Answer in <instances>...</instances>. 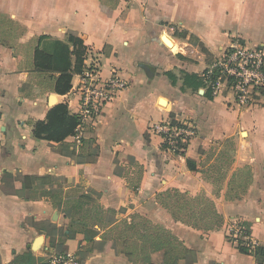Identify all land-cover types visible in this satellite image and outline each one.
Masks as SVG:
<instances>
[{"label":"crops","instance_id":"1","mask_svg":"<svg viewBox=\"0 0 264 264\" xmlns=\"http://www.w3.org/2000/svg\"><path fill=\"white\" fill-rule=\"evenodd\" d=\"M101 1L0 0V263L39 264L50 251L45 227L53 224L76 233L69 250L82 264H132L126 255L102 248L98 226L72 224L46 197L23 196L22 176L51 175L69 187L92 188L106 208H123L118 220L139 213L171 229L197 251L196 264H258L227 236L232 221H247L253 242L264 246V99L240 106L226 86L210 97L208 83L193 89L184 74L203 76L212 64L191 36L214 58L234 42L264 49V0H115L112 16ZM70 34L83 39L90 51L85 63L98 62L103 78L119 70L129 83L97 121L82 123L66 138L99 145V156L83 163L64 154L61 143L33 134L34 123L56 104L66 103L79 115L81 74H74L68 93L58 94L52 90L57 73L34 67L40 36H49L40 47L51 51L55 40L66 42ZM145 65L155 68L152 78ZM167 72L177 76L175 84ZM169 118L197 128L181 154L166 151L148 132L152 123ZM129 156L144 167L137 191L115 172V159L128 169ZM239 166L250 168L252 181L242 198L228 200ZM218 168L226 175L223 182L216 181ZM172 188L212 199L224 217L222 228L206 232L176 220L156 201L158 192ZM152 260L161 264L163 252Z\"/></svg>","mask_w":264,"mask_h":264},{"label":"trees","instance_id":"2","mask_svg":"<svg viewBox=\"0 0 264 264\" xmlns=\"http://www.w3.org/2000/svg\"><path fill=\"white\" fill-rule=\"evenodd\" d=\"M115 7V0L101 1V8L108 16L113 15ZM182 35L186 37L188 32L184 31ZM48 38L49 36L46 35L38 38L39 41L34 54V67L38 72L57 73L54 75L52 90L58 94H66L72 88L74 74L83 72L87 47L82 38L70 34L66 42L55 40L53 50L45 51L41 49L40 44ZM191 39L202 48L211 64L215 58L212 57L204 43L195 36H191ZM143 67L148 77L152 78L155 68L150 65ZM208 71L209 69L205 71L203 76L185 73V85L193 89L206 86L205 76H207ZM219 74L220 70L217 69L214 72V78ZM166 75L174 84L177 82L175 74L167 72ZM207 94L213 97L211 86H208ZM256 96L264 99V89L259 91ZM80 125L79 115L72 114L66 103H59L50 108L45 120L34 123L33 134L39 139L61 143L62 152L78 163L95 160L100 154V147L95 144L93 139L81 138L79 144L65 141L69 136L77 134ZM128 160L129 166L128 169H125V167L122 168L123 164L115 159V172L126 179L128 187L137 191L142 181L144 167L132 156H129ZM188 163L190 168L195 169L191 161ZM217 171L216 181L223 182L226 179V175H223V169L218 168ZM130 174H132L131 177H129ZM22 181L25 198L46 197L56 208L62 209L72 224H80L84 228L91 224L93 227L98 226L103 230L101 235L104 241L102 248L105 250L113 249L118 254L126 255L132 264H155L152 260V254L159 251L163 252L161 264H196L198 261L197 251L189 248L166 226L155 223L139 213L132 214L130 219L118 220L117 213L124 209L118 211L104 207L100 203L99 193L92 188L84 189L79 185L69 187L51 175L22 176ZM251 181L250 168L239 166L229 182L226 198L228 200L242 198ZM66 187L69 188L65 189ZM156 201L176 220L195 229L207 232L219 230L224 225V217L217 210L215 202L204 194L192 195L172 188L158 192ZM237 224L251 235V223L238 220ZM45 229L49 250L55 249L61 253L70 252L68 242L75 238V232L69 227H58L53 224H49ZM92 233L98 234V231H92ZM58 236L64 238L58 240ZM227 237L230 241L235 242L229 235ZM236 245L241 253L253 254L258 264H264V246L256 245L252 249L242 239H238ZM44 261L45 259L39 264L44 263ZM12 263L21 264L17 261ZM212 264L217 263L213 262Z\"/></svg>","mask_w":264,"mask_h":264},{"label":"built area","instance_id":"3","mask_svg":"<svg viewBox=\"0 0 264 264\" xmlns=\"http://www.w3.org/2000/svg\"><path fill=\"white\" fill-rule=\"evenodd\" d=\"M208 69L205 82L212 87L213 95L218 94L221 88L226 86L232 91L235 102L240 106L252 104L257 98V93L264 89L263 48H248L234 42L222 56L215 58ZM217 69L220 70V74L214 78ZM128 86V81L119 70L113 71L110 77L103 78L98 62L85 63L78 88L81 124L86 121H97L106 105ZM148 132L161 139L166 151L180 154L196 137L197 128L191 121L169 118L152 123ZM228 235L236 243L238 239H242L252 249L257 245L235 220L231 223ZM42 264H82V260L75 252L61 253L51 249Z\"/></svg>","mask_w":264,"mask_h":264},{"label":"rangeland","instance_id":"4","mask_svg":"<svg viewBox=\"0 0 264 264\" xmlns=\"http://www.w3.org/2000/svg\"><path fill=\"white\" fill-rule=\"evenodd\" d=\"M215 174H216V173H215ZM238 220H239V219H238ZM238 220H237V221H238Z\"/></svg>","mask_w":264,"mask_h":264}]
</instances>
